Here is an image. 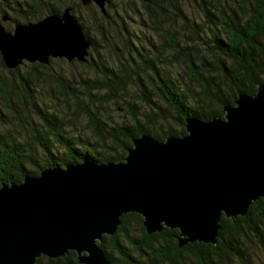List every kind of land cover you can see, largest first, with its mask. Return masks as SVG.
I'll list each match as a JSON object with an SVG mask.
<instances>
[{
	"label": "trees",
	"instance_id": "trees-1",
	"mask_svg": "<svg viewBox=\"0 0 264 264\" xmlns=\"http://www.w3.org/2000/svg\"><path fill=\"white\" fill-rule=\"evenodd\" d=\"M0 3L10 30L71 6L92 43L86 63L9 69L0 53V187L49 167L121 162L134 138L182 137L187 118H223L225 106L264 85V0H120L124 13L109 0L106 14L82 0ZM136 17L143 31L131 28ZM178 235H148L142 216L129 213L100 246L111 264H264V199L245 216L223 217L215 246L180 248ZM35 264L79 263L71 251Z\"/></svg>",
	"mask_w": 264,
	"mask_h": 264
},
{
	"label": "water",
	"instance_id": "water-1",
	"mask_svg": "<svg viewBox=\"0 0 264 264\" xmlns=\"http://www.w3.org/2000/svg\"><path fill=\"white\" fill-rule=\"evenodd\" d=\"M94 3L103 14L109 0ZM0 53L9 69L52 59L88 62L91 40L73 7L6 29ZM224 117L185 121L186 135L133 139L121 162L83 161L49 167L19 184L0 187V264H35L71 251L79 264H111L100 246L121 218L137 213L146 233L178 229V247L217 245L223 217L245 216L264 199V85L242 93Z\"/></svg>",
	"mask_w": 264,
	"mask_h": 264
},
{
	"label": "rangeland",
	"instance_id": "rangeland-1",
	"mask_svg": "<svg viewBox=\"0 0 264 264\" xmlns=\"http://www.w3.org/2000/svg\"><path fill=\"white\" fill-rule=\"evenodd\" d=\"M114 4L116 5V7H117V9H118V11H120V12H125V11H123V10H125L126 8H122L121 7V5H120V0H114ZM9 11V10H8ZM129 11V10H128ZM195 11L190 7V6H188L187 5V8H186V13L188 14V16L191 18V19H193L194 17H195V14L196 13H194ZM3 13H6L4 10H3V5H1V3H0V15L1 14H3ZM88 13H89V15H90V11H84V15H85V17L87 18V19H89V16H88ZM117 16V15H116ZM118 18V17H117ZM4 25H5V27H6V29L7 30H9V31H12V30H10L8 27H7V23L6 22H4ZM130 25H131V28H134L135 30H137L138 32H140V31H143L142 29H141V23H140V20L136 17L135 19H134V21H132V22H130ZM115 29H116V32L119 30V28H118V26H115L114 27ZM119 32V31H118ZM117 32V33H118ZM139 35V34H138ZM139 37L140 38H142V36L141 35H139ZM118 40V39H117ZM67 61V60H66ZM75 61V60H74ZM80 62V61H79ZM173 121V120H172ZM174 122V121H173ZM78 133H81V134H87V136L88 137H90V134L89 133H84V131L83 130H81V131H79Z\"/></svg>",
	"mask_w": 264,
	"mask_h": 264
}]
</instances>
